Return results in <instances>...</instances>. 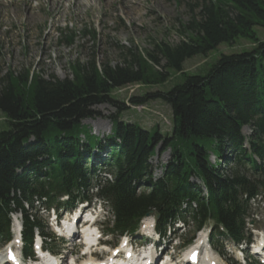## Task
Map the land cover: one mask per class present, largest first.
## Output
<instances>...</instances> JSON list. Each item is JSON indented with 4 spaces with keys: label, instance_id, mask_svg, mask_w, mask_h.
<instances>
[{
    "label": "trees",
    "instance_id": "obj_1",
    "mask_svg": "<svg viewBox=\"0 0 264 264\" xmlns=\"http://www.w3.org/2000/svg\"><path fill=\"white\" fill-rule=\"evenodd\" d=\"M196 3L199 19L182 26L187 39L176 44L154 42L144 54L122 47L123 65L112 67L92 55L83 63L70 64L71 78L46 77L27 69L0 77V110L8 122V129L0 132V233L4 237L9 236V213L20 210L28 248L39 222L25 210V203L32 207L36 195L70 194L73 200L83 194L91 176L86 166L89 151L97 147L108 149L113 159L109 170L114 179L98 194L112 204L116 231L134 229L150 210L158 213L157 228L162 230L182 204L191 209L195 202L191 218L196 229L210 222L222 226L233 241L243 240L249 200L260 188L264 190L263 182H257L263 176L262 166L249 159L241 135V128L250 126L251 152L264 157V41L255 33L257 26L264 29V0ZM62 34L73 45L74 33ZM84 35L95 38L93 29H84ZM240 38L254 47L220 54L203 73H184L187 59L206 56L220 44ZM172 73L181 80L168 90L130 99L133 105L155 99L165 102L171 111V136L137 122L120 121L116 114L111 117L112 134L105 138L97 139L82 123L99 115L92 107L101 103H110L117 113L126 109L111 97L113 90L134 83L164 84ZM159 144L171 147L174 154L163 165L162 176L152 180L150 159ZM235 148L240 159L232 167L209 165V150L222 159ZM141 181L150 189L137 194L135 185Z\"/></svg>",
    "mask_w": 264,
    "mask_h": 264
},
{
    "label": "rangeland",
    "instance_id": "obj_2",
    "mask_svg": "<svg viewBox=\"0 0 264 264\" xmlns=\"http://www.w3.org/2000/svg\"><path fill=\"white\" fill-rule=\"evenodd\" d=\"M196 5V0H0V77L8 71L17 74L27 69L46 77L54 75L58 79L71 78L70 64L74 61L83 63L92 55L95 61L108 63L112 67L123 65L124 52L120 50L124 47L136 48L138 53L144 54V50L151 49L154 42L176 44L187 39L182 26L199 19L200 9ZM84 29H93L95 38L84 35ZM62 31L74 33L73 45L69 46L65 42ZM255 33L259 41L263 42L264 29L257 26ZM253 47L251 41L243 38L231 44H220L206 56L197 55L187 59L183 66L184 73H203L220 54L250 50ZM171 77L164 84L134 83L113 90L111 97L125 104L126 109L117 113L110 103H101L92 107L99 115L85 118L82 123L97 139L105 138L112 134L111 117L116 114L120 121L137 122L143 128H157L162 135L171 136V111L165 102L155 99L139 105L130 103L134 96L168 90L181 80L175 73ZM6 129L8 122L0 110V132ZM241 133L247 136L250 129L243 127ZM80 138L83 140L85 136L80 134ZM175 149L176 155L181 157L182 152L178 151V147ZM173 154L174 149L171 147L162 148L160 144L156 146L150 159L154 178L160 176L162 166L172 159ZM226 155L229 156L228 153ZM219 159L213 150L208 151L209 165L215 167L221 162H228ZM193 182L198 183L195 179ZM252 213L248 228L251 238L256 240L264 233V206L254 203ZM39 215L46 219L47 212L42 210ZM186 230L191 231L192 227H186ZM105 238L111 242L116 239L112 235ZM226 247L229 251H235L232 244ZM213 249L205 246L203 256L200 257L201 264L205 263L206 254H211L210 257L219 264H228ZM97 251L101 256L105 254L102 248H97ZM82 252L76 255L79 260ZM172 252L171 246L167 245L166 254L170 255V259L179 258L176 256L178 252ZM156 254L159 255L158 252ZM234 257L237 258L236 255ZM163 259L167 261V255Z\"/></svg>",
    "mask_w": 264,
    "mask_h": 264
},
{
    "label": "bare ground",
    "instance_id": "obj_3",
    "mask_svg": "<svg viewBox=\"0 0 264 264\" xmlns=\"http://www.w3.org/2000/svg\"><path fill=\"white\" fill-rule=\"evenodd\" d=\"M52 1V0H51ZM77 2V1H76ZM87 218L88 219H92V217L91 216H87ZM149 220V221H148ZM144 223L147 225V224H149V222L151 221V219H150V217H146V218H144ZM15 226H17V221L15 220ZM68 226V225H67ZM70 227H67L68 228V230H70L71 229V225H69ZM91 227H86L84 230H83V232H85V234H86V240H90V233H91ZM260 242H262V239L260 240ZM260 245V243L258 244V245H256V249L258 248V246ZM143 254V253H142ZM50 261H52V258L50 257ZM49 261V262H50ZM37 264H48V260H47V258L45 259V260H42L41 262H38Z\"/></svg>",
    "mask_w": 264,
    "mask_h": 264
}]
</instances>
